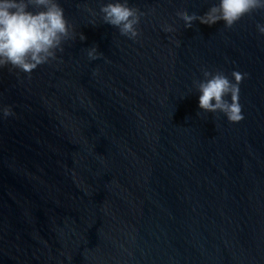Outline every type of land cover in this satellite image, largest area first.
Returning <instances> with one entry per match:
<instances>
[{
	"label": "water",
	"instance_id": "1",
	"mask_svg": "<svg viewBox=\"0 0 264 264\" xmlns=\"http://www.w3.org/2000/svg\"><path fill=\"white\" fill-rule=\"evenodd\" d=\"M107 2L59 0L57 59L0 67V264H264V10L186 29L217 0H129L133 41ZM204 70L246 74L243 121L199 108Z\"/></svg>",
	"mask_w": 264,
	"mask_h": 264
},
{
	"label": "clouds",
	"instance_id": "2",
	"mask_svg": "<svg viewBox=\"0 0 264 264\" xmlns=\"http://www.w3.org/2000/svg\"><path fill=\"white\" fill-rule=\"evenodd\" d=\"M264 10V0H217L208 11L200 15L181 14L179 19L186 29L195 22L213 26L223 23L231 29L245 16ZM103 23L119 30L121 36L137 40L141 13L129 5V0H109L100 7ZM95 15V13H93ZM264 36V24L256 25ZM165 32L171 29L165 27ZM74 38L73 29L59 0H0V67L11 66L30 74L39 66L57 59L62 45ZM80 39L85 37L81 34ZM92 61L103 58L96 47L87 51ZM246 74L231 73V79L222 71H203V79L196 84L199 108L203 112L222 113L230 123L244 120L239 103L240 84ZM0 115H13L9 107L0 109Z\"/></svg>",
	"mask_w": 264,
	"mask_h": 264
}]
</instances>
